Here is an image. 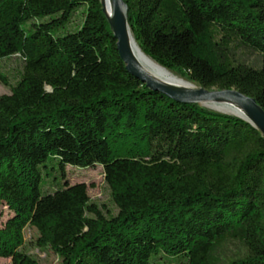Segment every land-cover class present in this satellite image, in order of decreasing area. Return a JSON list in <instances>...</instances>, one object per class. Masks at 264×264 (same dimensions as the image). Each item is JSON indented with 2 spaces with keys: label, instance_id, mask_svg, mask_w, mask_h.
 Masks as SVG:
<instances>
[{
  "label": "trees",
  "instance_id": "16d2710c",
  "mask_svg": "<svg viewBox=\"0 0 264 264\" xmlns=\"http://www.w3.org/2000/svg\"><path fill=\"white\" fill-rule=\"evenodd\" d=\"M142 50L264 108V0H124ZM258 54L251 63L242 54ZM0 258L41 264H264V134L129 73L101 0H0ZM101 165L114 213L71 183ZM240 246L229 255L228 244Z\"/></svg>",
  "mask_w": 264,
  "mask_h": 264
},
{
  "label": "water",
  "instance_id": "95a60500",
  "mask_svg": "<svg viewBox=\"0 0 264 264\" xmlns=\"http://www.w3.org/2000/svg\"><path fill=\"white\" fill-rule=\"evenodd\" d=\"M103 7L104 3L101 0ZM113 20L107 15L111 24L114 37L117 40V48L120 57L126 64V69L148 88L180 103H198L204 105L205 101L226 99L232 100L245 113L246 116L236 115L253 126L257 127L264 134V108H262L254 97L248 96L237 89H207L204 87L181 89L163 83L150 74L132 55L129 48L127 25V6L124 0H113ZM124 10V11H122ZM224 112V111H223Z\"/></svg>",
  "mask_w": 264,
  "mask_h": 264
},
{
  "label": "rangeland",
  "instance_id": "374dc122",
  "mask_svg": "<svg viewBox=\"0 0 264 264\" xmlns=\"http://www.w3.org/2000/svg\"><path fill=\"white\" fill-rule=\"evenodd\" d=\"M242 55L243 57H246L247 60L251 63H257V61H259L258 54L250 55L246 53ZM22 67H23V59L20 55L12 56L10 58H4L0 61V69L6 75H8L12 83H14L15 80L17 79V75L22 70ZM174 73L178 74L177 72ZM197 86L201 87L198 84ZM9 93H11L10 87L0 82V95L9 94ZM202 106L208 109L223 112L221 110L209 108L205 105ZM68 176H69V181L71 183L85 182L89 187L88 191L91 199L94 202H97L100 206H102V208H108L114 213L118 212V208L115 205L112 198L111 190L105 180V173L103 166L97 165L86 169L84 167H76V168L69 167ZM11 215H12L11 210L6 205L0 203V228H2L5 225V222ZM36 237H37V231L34 228L32 227L26 228L25 241L27 243L28 251L32 255L36 256L41 262V264H61V259L59 255L53 249L51 248L43 249L36 246L35 243ZM240 249H241L240 246L234 243H230L226 247V251L229 255H233V253L239 251ZM0 264H12V261L10 258H0Z\"/></svg>",
  "mask_w": 264,
  "mask_h": 264
},
{
  "label": "bare ground",
  "instance_id": "6f19581e",
  "mask_svg": "<svg viewBox=\"0 0 264 264\" xmlns=\"http://www.w3.org/2000/svg\"><path fill=\"white\" fill-rule=\"evenodd\" d=\"M102 1L104 3V8L107 12V15L110 17L111 20H113V9H114L113 0H102ZM127 31H128L129 48L132 55L156 79L173 87H177L181 89L198 87L197 84H194L186 80L185 78L179 76L178 74L168 70L167 68L158 64L151 57H149L138 44L129 24L127 25ZM204 105L209 108L221 110L224 112L246 116L244 111L232 100H226V99L208 100L204 102Z\"/></svg>",
  "mask_w": 264,
  "mask_h": 264
}]
</instances>
